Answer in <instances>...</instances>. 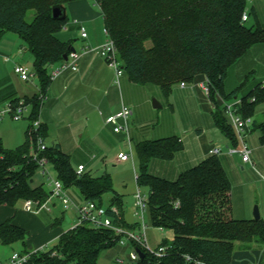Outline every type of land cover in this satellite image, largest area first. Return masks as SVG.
<instances>
[{
	"label": "trees",
	"instance_id": "trees-1",
	"mask_svg": "<svg viewBox=\"0 0 264 264\" xmlns=\"http://www.w3.org/2000/svg\"><path fill=\"white\" fill-rule=\"evenodd\" d=\"M74 1L80 0H0V37L12 33L21 40L33 58L32 73L40 82L37 94L9 102L17 106L22 101L25 108L29 107L30 123L17 148L5 149L0 139L1 205L14 207L26 200L42 204L49 196L42 186L30 185L38 165L31 156L35 138L29 128L38 119L51 84L50 67L59 64L72 47L58 36L67 17L54 19L52 11ZM91 1L100 10L104 30L114 42L118 61L132 82L157 86L168 97L176 84L205 78L214 125L233 146L238 144L218 98L223 102L237 100L245 82L232 92H225L227 70L251 47L264 44V28H249L242 21L248 0ZM29 11L34 14L27 22ZM239 102L242 118H253L257 105L264 102V84H257ZM251 126L260 132L259 141L264 145V116ZM38 136L45 142L46 128L41 124ZM134 150L138 159L136 184L146 187L149 194L148 222L170 231L173 238L158 246L168 248L161 258L132 244L144 252L133 264H231L237 248L247 250L264 245V220L233 218L231 184L218 156L209 155L181 172L176 180L168 181L150 174L149 162L172 160L183 150L180 138L145 140L136 143ZM39 156L52 164L56 179L65 189L76 187L85 201L102 206V196L112 192L108 175L93 178L83 172L78 176L69 156L58 145L46 147ZM111 208L119 211L123 227H137L136 223L125 221L122 201L115 193L106 210L110 216ZM60 223L57 220L54 225ZM26 235L11 221L0 225V241L5 246L24 242ZM118 239L112 230L79 225L62 233L51 249L32 254L26 264H96L101 252L115 246Z\"/></svg>",
	"mask_w": 264,
	"mask_h": 264
},
{
	"label": "crops",
	"instance_id": "crops-1",
	"mask_svg": "<svg viewBox=\"0 0 264 264\" xmlns=\"http://www.w3.org/2000/svg\"><path fill=\"white\" fill-rule=\"evenodd\" d=\"M251 3L256 16L255 24L264 28V14L263 18H259L261 17L259 15V8L261 4H264V0H251ZM64 10L67 23L64 27V31L59 33L58 36L63 41H69L75 52L80 55L77 62L78 70L74 73L66 72L57 79L51 81L39 111L38 121L46 128V138L49 137L52 139L51 145H58L60 150L66 154L64 146L67 144V138H59L52 133L51 126L54 124L71 125L79 117L95 114L96 110H99L100 116H105L107 119L110 116L116 115L122 107H128L132 112L131 119H129L130 125H135L138 119L134 111V104L125 94V92L131 88V85H133L132 81L128 76H126V78L124 77V72L117 78L115 71L110 68L97 53L98 48L107 40L100 10L91 0L70 2L64 6ZM248 21L249 18H247L245 22ZM81 28L86 32V38L80 37L79 33ZM85 49L94 51L84 53L83 50ZM259 50L261 51L260 56L257 55ZM3 53L9 56L4 58V62L11 63L14 66L22 64L28 59H31L33 62V58L29 51L21 40L12 33L5 34L0 40V54ZM231 67H233L231 69H234L235 75L237 74L238 81L237 84L234 85L235 87L227 88L228 77L226 75L224 80L225 92H232L243 81L246 85L249 81V76H252V82L248 84L249 90L253 89L259 83L264 84V44H257L251 47L246 54L237 60ZM234 73H232V75H234ZM2 77L3 75L0 76V82H7V78ZM32 77H34V74ZM16 79L21 84H27L30 81H22L19 76ZM194 83V92H197L199 96L202 97V85L205 84V78H198ZM176 85H180V88L185 91L186 84H184L183 87L181 84ZM18 87V89H13L10 83L0 84V101L5 99L8 102L12 99L23 100L25 97H32L38 93H28V95L23 91L21 95H19L18 90L20 86ZM26 110L30 112L29 107L26 108ZM263 116L264 102L255 109L253 122L261 121ZM107 125L112 126L113 131L114 125ZM28 126L29 124L27 127ZM113 133L121 135L122 132L115 133L113 131ZM68 136L73 138L75 133L72 132ZM259 138L260 132L258 130H253V126L247 129L243 136L244 143L250 151L251 164L253 166L257 165L264 171V145L260 143ZM127 140L130 146L132 143L135 145L146 139H143L139 131L131 128L129 129V137ZM248 144H251V149L247 146ZM207 147L208 148L204 149L202 154L199 155L200 159L198 158V161L193 163L179 164L176 162L175 157L170 161L151 159L149 162V173L168 181H174L181 172L206 159L209 156V150L211 148L220 149L215 146ZM178 154H180V152L175 156H178ZM235 164L236 163L233 162V172H235ZM237 165L243 170V165L249 167L250 163H243L240 157ZM156 167L159 168L157 171L154 170ZM252 167L250 166V169H253ZM257 174L258 176H254L255 178L252 180L247 178L241 179L239 177L233 178L232 215L236 220H253V206L255 204L258 205L260 219L264 220V175L259 172H257ZM45 191L49 192L47 190ZM50 204L51 207L49 206ZM54 206L55 203L51 201L47 204L48 211H41L36 214L25 211L23 202L17 203L14 207L0 204V225L6 221H11L13 225L23 229L27 233L24 242H16L9 246H5L0 241V263L7 261L14 252L22 253L26 250L30 253L35 250H44V248L48 246H53L57 242L59 236L69 230L65 231L61 227V223L64 221L62 214L60 215L57 213V216L49 215ZM60 208L62 207L60 206ZM126 213L125 211L124 215ZM132 214H134V212ZM57 220H61L60 225H54V222ZM231 264H264V245L259 247L255 246L247 250L237 248L233 252Z\"/></svg>",
	"mask_w": 264,
	"mask_h": 264
},
{
	"label": "rangeland",
	"instance_id": "rangeland-1",
	"mask_svg": "<svg viewBox=\"0 0 264 264\" xmlns=\"http://www.w3.org/2000/svg\"><path fill=\"white\" fill-rule=\"evenodd\" d=\"M259 9V15L261 16L259 18H263L264 4H261ZM33 14V11L27 13V22L32 20ZM245 15L249 18V21L245 22V25L249 28L254 27L256 25V16L252 9L251 0H248L246 4ZM260 23L263 24L262 22ZM63 31L64 28L60 33ZM4 36L0 37V40ZM257 55H261L260 50L257 52ZM5 57L9 56L4 53L0 54V76L3 75L2 78H7V82L3 81L0 82V84L10 83L13 89H18V86H20L18 90L19 95H21L23 91L27 94L39 92L40 82L37 76L34 75V77L30 78L27 84H21L16 79L18 76L14 73L15 66L11 63L4 62ZM18 66H24L32 73L31 59L25 60L24 63L18 64ZM119 66L122 67L121 62H119ZM231 68L233 67H229L227 70V88L235 87L234 85H236L238 81L237 74L235 75L234 69ZM122 72L124 71L122 70ZM232 73H234V75H232ZM126 76L127 74L124 72V77L126 78ZM248 79V83L237 94V99H240L248 93V84L252 82V76H249ZM194 82L187 83L185 91L180 88V85L173 86L171 94L168 97H165L157 86L149 84L141 85L132 82L133 85H131V88L127 90L125 94L134 104V111L138 122H136L135 125H130L129 119H131L132 116L130 115L128 126L129 129L132 128L139 131L143 139L146 140H156L171 136L180 138L183 142V150L178 156H175V160L179 164L197 162L200 157L199 155L202 154L204 149L208 148L207 146L219 147L222 153L218 155V158L231 184V201L233 206V178L239 177L241 179L247 178L252 180L255 178L254 176H258L257 172L264 175V171L257 165L253 166L252 164H250V166H253V169H250V166L248 167L247 165H243V170L240 169V166L237 164L241 157L238 152L243 148L241 142L238 141V144L233 146L215 127L211 116V104L208 96L204 91L202 92V97H200L197 92L195 93ZM153 102L158 103L160 107L153 108ZM8 104L9 102L6 99L0 101V112H2ZM259 105H257V107ZM126 108L129 109L128 107ZM129 111L131 112L130 109ZM99 113V110H96L95 114L79 117L71 125L54 124L51 126V131L59 138H67V144L64 146V149L69 156L70 165L73 169L76 170L78 165H81L85 169L84 172L93 178L103 175H108L110 177L112 192L102 196L101 204L103 209H109L111 198L115 193L122 201V210L124 212L132 211L131 213H133L136 211L134 207V194L138 189L142 195L148 193L146 187H138L135 181L138 172V159L134 150V143L130 146L128 145L125 132H122L121 135L114 134L112 126L106 124V117L100 116ZM29 114V110H26L23 117L18 120H13L9 116H4L0 119V139L5 149H15L23 143L24 131L30 123ZM251 121L253 122V118H251ZM118 123L119 122H117V124ZM251 125H249L247 129H249ZM72 132L75 133V136L70 138L68 135ZM51 140L52 139L49 137L46 138L44 142L46 147L51 146ZM247 146L249 149L252 148L251 144ZM119 153L127 154L129 156L128 161H119ZM233 162L236 163L235 172H233ZM45 169L47 173L44 174L40 169H37L36 173L31 178L30 185L33 187L41 185L43 189L50 191L49 182L51 179H56V173L52 164L49 162L46 164ZM158 169V167L154 168L156 171ZM67 193L75 203H84L85 200L76 187L68 188ZM52 202L55 203V206L52 208V212L49 215L57 216V213L60 215L62 214L64 217V221L61 223L62 229L65 231L73 229L77 225L74 212L72 210L65 211L60 208L59 202L56 200H52ZM49 206L51 207V204ZM255 207L258 209L257 204L253 206V210ZM145 219L148 225L146 238L152 250H156L164 240H172L173 235L170 231L159 230L153 227L148 222L147 214L145 215ZM125 229L129 231H139L136 226L133 228L126 227ZM51 248L52 246H48L44 248V251ZM133 250L134 248L130 243H126L125 245L116 244L101 252L96 264H118V259L123 261L122 264H133L129 259V253Z\"/></svg>",
	"mask_w": 264,
	"mask_h": 264
},
{
	"label": "built area",
	"instance_id": "built-area-1",
	"mask_svg": "<svg viewBox=\"0 0 264 264\" xmlns=\"http://www.w3.org/2000/svg\"><path fill=\"white\" fill-rule=\"evenodd\" d=\"M247 20V16L243 14L242 21L245 22ZM105 35L107 36L106 31L104 30ZM81 38H86V32L83 28H81L79 33ZM94 50L85 49L83 50L84 53L92 52ZM97 53L106 64L115 71L116 77H120L122 75V67L119 66V61L117 58V51L114 45V42L107 36V40L105 43L98 48ZM80 55L77 52H70L67 55L66 60H62L59 64L53 65L49 69V78L51 81L57 79L61 75L66 72H77L78 70V59ZM14 73L19 76L22 81H28L32 78L33 74L24 66H15ZM183 87L184 84L181 83ZM203 91L208 95V87L205 82L202 85ZM222 103L224 108V115L227 118L228 123L233 128L236 137L239 142H241L243 148L240 152L241 160L243 163H250V151L247 149L243 136L247 131L249 125H251V119H243L239 113V100H233L230 102H223L221 98H218ZM26 108L23 106V102L20 101L17 106H13L12 104H8L7 107L0 112V119L4 116H9L13 120H18L23 117ZM131 115V112L126 107H122V109L114 116H110L106 119L107 124L114 125L113 131L115 133L125 132L127 138L129 137V126H128V119ZM117 122H119L117 124ZM117 124V125H115ZM40 127V123L37 120H34L31 123L29 128V133L35 138L34 145L35 148L31 150L32 159L37 163L38 169L42 171V173H47L45 166L48 163L46 157H40L39 152L45 151L46 146L41 137L38 136V129ZM222 153V150L218 148H211L209 150V155L218 156ZM129 156L127 154L120 153L118 154V160L121 162L128 161ZM84 172L83 166H78L76 168V174L80 176ZM50 191L48 192L49 196L47 200L42 203L38 204L32 200H26L23 202V208L27 212L32 213H39L41 211H48L47 204H49L52 200H56L59 202L62 209L72 210L74 212V217L76 218V226L87 224L93 229H109L114 232L116 236L119 237L117 240V244L125 245L126 243L134 244L139 246L143 249L144 252L153 255L156 258H161L167 254L168 248L167 247H158L156 250H152L146 238V231L148 225L146 223L145 215L147 214V203L149 194L146 193L144 195L141 194L140 190L138 189L137 192L134 194V207L136 211L133 214V223L137 224L138 232L136 231H129L125 229L120 223L121 215L118 210L115 208H111L112 216L107 214V211L103 209L102 206H99L95 202L92 201H84L82 204L75 203L67 193V189L63 187L61 182L58 179H51L49 182ZM177 206V204H176ZM75 226V227H76ZM162 230V229H159ZM42 250H35L28 254H22L18 252L12 253L10 258L5 261L1 262L0 264H26L30 256L34 253ZM141 251V253H144ZM129 259L132 263H135L138 259V253L136 249L129 253ZM189 259V258H187ZM118 264H122L123 261L118 259Z\"/></svg>",
	"mask_w": 264,
	"mask_h": 264
},
{
	"label": "water",
	"instance_id": "water-1",
	"mask_svg": "<svg viewBox=\"0 0 264 264\" xmlns=\"http://www.w3.org/2000/svg\"><path fill=\"white\" fill-rule=\"evenodd\" d=\"M65 16H66L65 15V10H64L63 7H56L52 11V17L54 19H60L62 17L65 18ZM74 51H75L74 48L71 47L70 48V52H74ZM66 59H67V55H65L63 57V60H66ZM159 107H160V105L158 103L153 102V108H159ZM124 218H125V221L128 224H132L133 223V214L130 211H127V213L125 214ZM259 219H260L259 212H258L257 207H255L254 210H253V220H259ZM136 252L138 253V256L140 258L143 257V254L141 253V251L136 249Z\"/></svg>",
	"mask_w": 264,
	"mask_h": 264
}]
</instances>
